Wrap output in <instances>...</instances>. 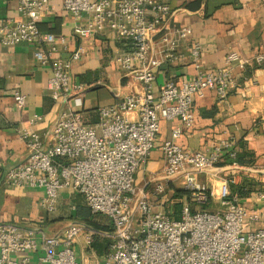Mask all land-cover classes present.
<instances>
[{
  "label": "built area",
  "instance_id": "built-area-1",
  "mask_svg": "<svg viewBox=\"0 0 264 264\" xmlns=\"http://www.w3.org/2000/svg\"><path fill=\"white\" fill-rule=\"evenodd\" d=\"M62 9L76 22L75 33L82 37L99 36L111 30L126 47L114 61L125 73L143 84L141 93L126 95L119 102L99 108V123L84 124L85 95L103 85L102 81L83 83L73 77L75 62L86 50L83 46L69 58L57 55L66 48L65 36L40 28L43 17L53 15L52 0H19L21 19H0L2 46H38L36 60L51 70L48 88L56 103L66 111L54 124L49 141L28 127L18 130L27 147V160L10 167L4 181L21 188L41 189L40 207L48 213L59 209L60 194L72 191L85 197L94 213L110 217L113 231L101 233L111 240L109 252L98 264H264V227L250 230L261 213L250 209L231 184L239 175L249 176L253 169L237 162L229 164L232 173L222 180L218 199L226 210L194 211L184 202L179 219L160 209L167 201L169 185L182 181L193 204L207 206L211 193L198 175L208 174L224 162L228 150L234 159L235 140L220 142L210 154L184 149L177 140L183 129L194 126L192 106L208 91L220 101L227 99L235 86L234 66L247 70L264 62V54L254 61L234 52L215 70L203 67V49L194 42L190 49L196 75L181 83L167 79L158 97L154 93L157 71L175 62L182 54L180 45L193 35L189 26L169 23L168 4L157 0H63ZM158 40L159 46L156 45ZM15 105L22 111L27 96L15 92ZM35 115L31 124L41 120ZM161 119L180 120L162 145L165 167L162 179L148 191L136 184L138 172L147 164L156 146ZM249 198L264 209V190L253 191ZM98 232L80 223L69 224L62 235H50L39 225L0 222V264H79L75 244L83 237L91 245ZM14 253L32 256L14 260Z\"/></svg>",
  "mask_w": 264,
  "mask_h": 264
},
{
  "label": "crops",
  "instance_id": "crops-1",
  "mask_svg": "<svg viewBox=\"0 0 264 264\" xmlns=\"http://www.w3.org/2000/svg\"><path fill=\"white\" fill-rule=\"evenodd\" d=\"M168 4L172 14L171 25L189 26L193 35L180 45L182 56L175 62L163 65L154 83V93L158 97L164 82L172 78L181 83L196 75V67L190 54L194 42L202 46V62L206 70H215L225 64L228 54L237 52L254 61L258 54H264V0H157ZM19 0H0V19H21L18 13ZM57 6L53 15L40 21L44 32L65 36L66 48L58 57L69 58L73 51L83 46L86 50L82 59L74 63L73 77L83 83L102 81L103 85L90 90L85 95L83 109L84 124L96 126L99 123V108L115 104L126 95L141 93L143 84L134 76L125 73L114 61L115 54L126 49L114 32L82 38L75 33L77 24L86 25L87 18L76 22L73 16L62 9L63 0H52ZM159 46L158 40L156 43ZM38 46L18 44L2 46L0 42V222L9 221L22 224L49 227L56 213H48L40 207L43 190L10 186L4 181L5 172L12 166L24 163L28 152L18 130L28 127L39 132L47 142L51 130L66 111L63 103H56L51 97L48 82L51 70L42 66L35 58ZM235 86L226 100L220 101L216 92L208 91L203 98H197L192 106L194 126L183 129L178 144L192 152L210 154L215 146L228 139L235 140L256 154V164L249 176L239 175L235 188L251 178L264 185V62L254 64L247 70L234 66ZM27 96V105L19 111L15 105V92ZM41 116L36 124L30 120ZM182 126L181 121L161 119V128L156 146L147 164L138 172L136 184L146 190H153L162 179L165 158L163 143L171 138L172 130ZM232 173L229 164L219 165L208 174L198 175V180L207 184L211 193V205L215 211L220 206L218 193L222 180ZM171 186V187H170ZM182 186V181L170 183L172 187ZM72 191L60 194L59 206L69 203ZM173 197V195H172ZM173 199V198H172ZM243 203L261 213V219L250 227L255 230L264 227V209L249 197ZM163 201H171L169 193ZM174 202V201H173ZM59 217V216H58ZM61 217V214H60ZM57 219V218H56Z\"/></svg>",
  "mask_w": 264,
  "mask_h": 264
},
{
  "label": "trees",
  "instance_id": "trees-1",
  "mask_svg": "<svg viewBox=\"0 0 264 264\" xmlns=\"http://www.w3.org/2000/svg\"><path fill=\"white\" fill-rule=\"evenodd\" d=\"M240 145V148L238 147V144L233 148V151L236 152V157L234 159L230 157V152L225 150V160L220 163V165L237 162L242 166H254L256 164V154L252 150L246 148L245 143L242 144L241 142ZM171 189L174 192L173 197L175 202L168 205L166 210L170 215L179 219L184 206L183 200L190 201L191 195L184 188L172 187ZM258 190H264V185L258 183L254 179L246 178L243 181V184L235 188V192H232L238 193L243 199L244 197H249L251 192ZM58 210L64 214H61V217L56 220L68 217L76 223L84 224L89 229L98 232L92 237L90 247L91 250L97 253L100 257H106L109 252L111 240L103 236L101 233L113 231V223L110 217L103 213H94L88 206L85 197L78 193H76V195H72L69 203L61 205V208L59 206ZM66 212L67 216H65Z\"/></svg>",
  "mask_w": 264,
  "mask_h": 264
},
{
  "label": "rangeland",
  "instance_id": "rangeland-1",
  "mask_svg": "<svg viewBox=\"0 0 264 264\" xmlns=\"http://www.w3.org/2000/svg\"><path fill=\"white\" fill-rule=\"evenodd\" d=\"M177 188H182V186H179ZM172 195L174 196V192H171V193L169 192V198L171 199V201H167L164 205L161 204L160 209L162 210L165 209V211H167L166 210L167 206L175 202L174 197H172ZM183 201L190 202V207L194 211H208V212L215 211L214 205H211V204L207 206H203L201 204H193L191 200L190 201L183 200ZM60 214H64V213L59 212L58 215L53 216V218L54 217L60 218ZM65 216H67V212L65 213ZM56 218L50 222L52 225L49 224V227L44 228L46 232L50 235H55V234L62 235L65 233L69 224L76 223L74 220L69 219L68 217H64L58 220H56ZM79 242L80 243L75 244L76 258L79 264H98V263H103L105 261V257H100L97 253L91 250L90 246H87L86 244L84 245L82 236L80 237ZM29 256H32V254L31 253H14L12 255V258L14 260H20L23 257H29Z\"/></svg>",
  "mask_w": 264,
  "mask_h": 264
}]
</instances>
